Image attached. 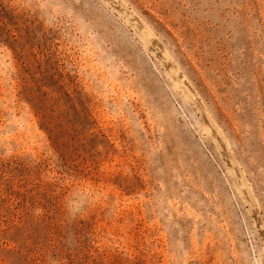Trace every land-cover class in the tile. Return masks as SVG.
<instances>
[{
    "label": "rangeland",
    "instance_id": "374dc122",
    "mask_svg": "<svg viewBox=\"0 0 264 264\" xmlns=\"http://www.w3.org/2000/svg\"><path fill=\"white\" fill-rule=\"evenodd\" d=\"M0 264H264V0H0Z\"/></svg>",
    "mask_w": 264,
    "mask_h": 264
}]
</instances>
